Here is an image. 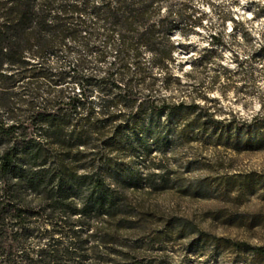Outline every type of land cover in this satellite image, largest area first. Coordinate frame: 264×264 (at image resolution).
<instances>
[{
  "label": "trees",
  "instance_id": "trees-1",
  "mask_svg": "<svg viewBox=\"0 0 264 264\" xmlns=\"http://www.w3.org/2000/svg\"><path fill=\"white\" fill-rule=\"evenodd\" d=\"M191 20L179 0H0V264H150L122 240L155 213L129 200L139 174L120 154L143 109L187 106L172 36Z\"/></svg>",
  "mask_w": 264,
  "mask_h": 264
},
{
  "label": "rangeland",
  "instance_id": "rangeland-1",
  "mask_svg": "<svg viewBox=\"0 0 264 264\" xmlns=\"http://www.w3.org/2000/svg\"><path fill=\"white\" fill-rule=\"evenodd\" d=\"M181 1L196 27L173 33L184 85L172 86L187 106L153 118L143 109L127 134L133 148L120 158L139 174L129 200L155 215L148 231L122 240H137L150 264H264L226 242L264 246V0ZM152 119L155 134L145 130Z\"/></svg>",
  "mask_w": 264,
  "mask_h": 264
}]
</instances>
